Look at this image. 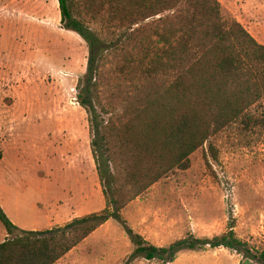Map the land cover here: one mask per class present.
I'll return each mask as SVG.
<instances>
[{
    "label": "rangeland",
    "instance_id": "374dc122",
    "mask_svg": "<svg viewBox=\"0 0 264 264\" xmlns=\"http://www.w3.org/2000/svg\"><path fill=\"white\" fill-rule=\"evenodd\" d=\"M218 1L227 22L236 20L264 46V0ZM89 55L80 35L64 28L58 0H0V205L18 228L9 235L0 220V244L106 207L81 105ZM109 55L108 71L115 64ZM249 115L256 123L240 119L211 137L188 170L154 184L120 221L107 222L56 264H257L210 247L184 251L171 263L149 261L134 256L128 234L166 248L233 229L254 252L263 251L264 99Z\"/></svg>",
    "mask_w": 264,
    "mask_h": 264
},
{
    "label": "trees",
    "instance_id": "16d2710c",
    "mask_svg": "<svg viewBox=\"0 0 264 264\" xmlns=\"http://www.w3.org/2000/svg\"><path fill=\"white\" fill-rule=\"evenodd\" d=\"M58 2L64 28L89 47L81 105L106 207L65 226L19 232L0 244V264H56L107 222L120 221L122 210L154 184L188 170L211 137L240 119L253 124L249 110L264 99V46L236 20L226 21L218 0ZM109 54L115 64L108 71ZM0 220L15 235L1 205ZM128 234L134 256L149 261L171 263L184 251L210 247L264 264V250L254 252L233 229L166 248Z\"/></svg>",
    "mask_w": 264,
    "mask_h": 264
},
{
    "label": "crops",
    "instance_id": "0c3cea01",
    "mask_svg": "<svg viewBox=\"0 0 264 264\" xmlns=\"http://www.w3.org/2000/svg\"><path fill=\"white\" fill-rule=\"evenodd\" d=\"M51 229H52V228H51ZM34 231H39V230H34ZM40 231H42V230H40ZM80 245H81V244H80ZM80 245H79V246H80ZM75 249H76V248H75ZM75 249H74V250H75ZM71 252H72V251H71ZM71 252H70V253H71ZM70 253H69V254H70ZM69 254H68V255H69ZM66 256H67V255H66ZM66 256H65V257H66ZM62 259H63V258H62ZM62 259H61V260H62Z\"/></svg>",
    "mask_w": 264,
    "mask_h": 264
}]
</instances>
